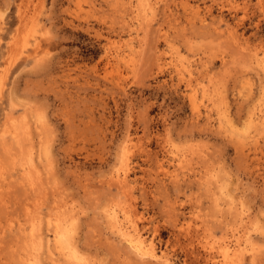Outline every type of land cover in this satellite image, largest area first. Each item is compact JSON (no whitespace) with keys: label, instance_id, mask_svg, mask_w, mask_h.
<instances>
[{"label":"rangeland","instance_id":"374dc122","mask_svg":"<svg viewBox=\"0 0 264 264\" xmlns=\"http://www.w3.org/2000/svg\"><path fill=\"white\" fill-rule=\"evenodd\" d=\"M256 50L264 0H0V264H51L39 234L55 218L72 250L59 264H264ZM111 209L169 262L136 255Z\"/></svg>","mask_w":264,"mask_h":264},{"label":"bare ground","instance_id":"6f19581e","mask_svg":"<svg viewBox=\"0 0 264 264\" xmlns=\"http://www.w3.org/2000/svg\"><path fill=\"white\" fill-rule=\"evenodd\" d=\"M120 1V0H119ZM121 3V2H120ZM137 4L140 2H136ZM146 3V2H145ZM121 5V4H120ZM124 5V4H123ZM141 5V3H140ZM143 5V4H142ZM138 8V7H137ZM184 8L189 9L190 12L192 11L194 14L198 13V8L197 6L194 7L192 5H190V3L187 1L184 3ZM136 9V8H135ZM141 9V6H140ZM141 10H143L144 12L147 10V8H142ZM134 12V11H133ZM135 13V12H134ZM135 16V15H134ZM196 16V15H195ZM146 18H148L146 16ZM204 18H201V21ZM200 20V19H199ZM132 23V22H131ZM149 23V22H148ZM128 24V23H127ZM129 25V24H128ZM139 26V25H138ZM136 26V27H138ZM141 30V29H140ZM133 31V30H132ZM132 38V37H131ZM132 40V39H131ZM112 43H116L118 41L116 40H112L110 41ZM178 53V52H177ZM37 54V53H36ZM171 54V53H170ZM255 58L256 61L258 63V65L262 68V70L264 71V51L263 50H256L255 53ZM135 56V55H134ZM169 56V55H168ZM113 58L118 60V61H122V62H127L128 61V53H122V52H114ZM168 58V57H167ZM169 59V58H168ZM176 60V59H175ZM179 60V59H178ZM172 59H169V63H172ZM130 63V62H129ZM165 61H162V64H164ZM128 64V63H127ZM130 65V64H129ZM201 65V64H200ZM131 66V65H130ZM176 66V65H175ZM179 67L176 66V69L178 70V72L180 73L181 77H183V70H186V73L188 74V77L190 76V71L188 70V68L186 69L183 63H179L178 65ZM202 66V65H201ZM128 67V66H127ZM189 67V66H188ZM203 67V66H202ZM194 69V68H193ZM176 70V72H177ZM197 71V70H196ZM263 73V72H262ZM180 77V76H178ZM187 77V76H186ZM192 78V77H191ZM191 80V79H190ZM190 80H187V85L190 84ZM223 87V86H222ZM216 90V89H215ZM191 91V90H190ZM218 91V90H217ZM261 92V91H260ZM218 93V92H217ZM210 95V93H209ZM221 95V94H220ZM189 100L192 104V108L194 109V112L198 113V105L201 103V100L197 97L195 90L193 89L191 92H189ZM208 97V96H207ZM218 97V96H217ZM210 98V97H209ZM222 100V99H221ZM260 100V99H259ZM213 101V100H212ZM211 101V102H212ZM223 102V101H222ZM258 109V108H256ZM226 110V109H225ZM216 111V110H215ZM257 111V110H256ZM210 112V111H209ZM227 112V111H226ZM217 119L219 124L222 121V118L225 117V112L223 110L217 109ZM200 114V113H199ZM208 114V113H207ZM209 116V114H208ZM207 117V116H206ZM205 117V118H206ZM228 117V115H227ZM198 118V117H197ZM208 118V117H207ZM210 118V117H209ZM248 119L250 121H254V122H264V111L263 112H259V113H255V112H251V114L248 116ZM224 121V119H223ZM39 125V124H38ZM228 125V124H227ZM245 125V124H244ZM243 126V124H242ZM250 126V125H249ZM261 126V125H260ZM222 127V126H220ZM228 129V128H227ZM235 129V128H234ZM264 129V128H262ZM228 131V130H227ZM226 131V132H227ZM231 132V131H230ZM249 133V132H248ZM235 134V133H234ZM17 135V134H16ZM9 136V135H8ZM13 136V135H12ZM18 136V135H17ZM14 137V136H13ZM14 139V138H13ZM254 139V138H253ZM48 155V154H47ZM37 156V155H35ZM50 157V156H49ZM123 157V156H122ZM201 157V156H200ZM37 158V157H36ZM39 163V162H38ZM122 165V164H121ZM176 165V164H175ZM159 166L164 169L162 164H159ZM47 167V166H46ZM126 169V168H125ZM214 169V168H213ZM211 170V168H210ZM215 175V174H214ZM111 178L117 183V185L119 187H123L125 188V180H126V171H121V172H116L114 173ZM217 182V181H216ZM30 185V184H29ZM33 187V186H32ZM127 188V187H126ZM221 192V190H220ZM223 196V195H222ZM229 204V203H228ZM231 205V204H229ZM238 205V204H237ZM241 205V202H240ZM69 207V206H68ZM231 207V206H230ZM74 208V207H73ZM241 208V207H240ZM58 210V209H57ZM239 210V209H238ZM241 210H239L240 212ZM54 212V211H53ZM246 212V211H245ZM73 213V212H72ZM78 213V212H77ZM236 213V212H235ZM242 213V211H241ZM64 215V214H63ZM61 216V215H60ZM238 216V215H237ZM68 217V216H67ZM109 217L113 222V225L115 227V230L117 231V233L121 236V238L132 248V250L134 251V253L136 255H138L139 257L142 258H151V259H161L164 263H168L169 259L164 255V254H158L156 248L154 247V245L152 244L151 241H148L138 230L135 222L130 219L128 217V214H125V212L123 213V215L121 217H119V214L111 209L109 211ZM244 217V216H243ZM240 219V217H239ZM246 219V218H245ZM52 220V219H50ZM48 221V220H47ZM48 224L52 225V233L51 236L47 238H45V240H43V237L41 234H39V239L43 243L46 245L47 247V255L49 258V262L51 264H59L57 262V258L54 257L55 253H57L58 255H62V256H69L72 253L71 250V246H70V242L68 240L69 238V229L68 226L66 224H64V222L62 220H59L58 218H55V220L53 221V223L48 222ZM47 224V225H48ZM73 226V225H72ZM46 227V226H45ZM50 227V225H49ZM48 228V227H47ZM39 229V228H38ZM30 230V229H29ZM46 231V230H45ZM115 231V232H116ZM30 232V231H28ZM50 233V231H49ZM48 233V234H49ZM73 233V232H72ZM34 234V233H33ZM25 235V234H24ZM14 236V235H13ZM20 237V236H18ZM251 237V236H250ZM22 239V238H20ZM30 239V236H29ZM245 239L242 243H244V247L247 244L248 240V236L245 235L244 238ZM27 240V239H26ZM222 241V240H221ZM250 242V241H249ZM23 243V242H22ZM29 243H31L29 241ZM240 242V238L235 239V242L233 244H229L225 241H223L221 244H219V251L221 253L222 259L226 260V259H232L234 257H237L240 253L239 251L241 250V244ZM24 245V244H23ZM252 246V245H251ZM25 247V246H24ZM30 248V247H29ZM27 249V248H26ZM31 249V248H30ZM249 249L253 250V247H249ZM242 251V250H241ZM247 251V250H246ZM254 252V251H253ZM15 253V252H14ZM25 253V252H24ZM37 253V252H36ZM242 253V252H241ZM247 254V253H246ZM256 256V253H254ZM16 255V254H15ZM27 256V255H26ZM248 256V255H247ZM249 256H251L249 254ZM239 257V256H238ZM22 258V257H21ZM46 258V257H45ZM221 259V258H220ZM15 260V259H14ZM17 261V260H16ZM63 261V260H62ZM68 261V260H67ZM25 262L24 264H39L38 260L36 259H32L30 257L27 256V258H25ZM69 262V261H68ZM216 264L218 263V261H215ZM22 263V262H20ZM65 263V262H64ZM70 263V262H69ZM223 262H221L220 264H222Z\"/></svg>","mask_w":264,"mask_h":264}]
</instances>
